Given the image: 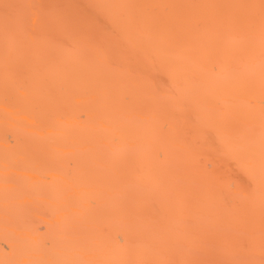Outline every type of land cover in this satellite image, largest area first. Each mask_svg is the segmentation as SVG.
<instances>
[{"label":"bare ground","instance_id":"6f19581e","mask_svg":"<svg viewBox=\"0 0 264 264\" xmlns=\"http://www.w3.org/2000/svg\"><path fill=\"white\" fill-rule=\"evenodd\" d=\"M0 264H264V0H0Z\"/></svg>","mask_w":264,"mask_h":264}]
</instances>
